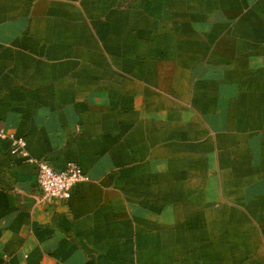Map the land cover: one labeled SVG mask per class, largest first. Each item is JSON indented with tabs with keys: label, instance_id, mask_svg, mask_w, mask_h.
<instances>
[{
	"label": "crops",
	"instance_id": "obj_1",
	"mask_svg": "<svg viewBox=\"0 0 264 264\" xmlns=\"http://www.w3.org/2000/svg\"><path fill=\"white\" fill-rule=\"evenodd\" d=\"M0 128V264H264V0H0Z\"/></svg>",
	"mask_w": 264,
	"mask_h": 264
},
{
	"label": "built area",
	"instance_id": "obj_2",
	"mask_svg": "<svg viewBox=\"0 0 264 264\" xmlns=\"http://www.w3.org/2000/svg\"><path fill=\"white\" fill-rule=\"evenodd\" d=\"M0 139L10 141L11 150L28 163L36 167V183L39 187V201L59 199L67 201L75 184L87 180L86 174L73 162H69L62 169L53 168L47 161L29 155L26 140L22 136L6 132L0 128Z\"/></svg>",
	"mask_w": 264,
	"mask_h": 264
}]
</instances>
